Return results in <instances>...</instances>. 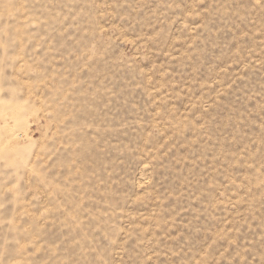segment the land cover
Wrapping results in <instances>:
<instances>
[{
    "label": "rangeland",
    "instance_id": "1",
    "mask_svg": "<svg viewBox=\"0 0 264 264\" xmlns=\"http://www.w3.org/2000/svg\"><path fill=\"white\" fill-rule=\"evenodd\" d=\"M0 264H264V0H0Z\"/></svg>",
    "mask_w": 264,
    "mask_h": 264
}]
</instances>
